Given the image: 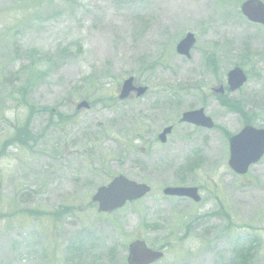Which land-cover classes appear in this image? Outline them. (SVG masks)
Returning a JSON list of instances; mask_svg holds the SVG:
<instances>
[{"label":"rangeland","instance_id":"374dc122","mask_svg":"<svg viewBox=\"0 0 264 264\" xmlns=\"http://www.w3.org/2000/svg\"><path fill=\"white\" fill-rule=\"evenodd\" d=\"M241 1L0 0V264H125L137 238L157 264H264V157L243 177L227 166L228 137L264 128V27ZM233 66L238 110L212 94ZM129 77L148 92L119 101ZM199 108L213 130L177 124ZM117 175L151 191L99 215L90 198ZM167 186L198 187L200 204Z\"/></svg>","mask_w":264,"mask_h":264},{"label":"water","instance_id":"95a60500","mask_svg":"<svg viewBox=\"0 0 264 264\" xmlns=\"http://www.w3.org/2000/svg\"><path fill=\"white\" fill-rule=\"evenodd\" d=\"M241 14L250 22L264 25V5L259 0H247L240 6ZM194 44V38L188 34L176 46V53L181 56L189 57V51ZM245 76L239 68H234L227 74V84L229 91H235L245 83ZM146 87H134L133 79L128 78L123 81L119 94V100L128 98L130 93L136 92V96H142L146 92ZM222 92L221 89L216 91ZM88 108L86 103H80L77 109ZM180 122H186L211 128L210 119L205 118L202 110L186 112L182 115ZM171 128H165L159 135L161 143L165 141V136L169 134ZM229 166L237 173L244 174L250 164L258 161L264 153V130H254L245 127L239 134L229 140ZM149 192L145 185H138L119 176L111 181L107 186L96 190L91 198L93 203L97 204L99 213H111L121 208L126 202H133ZM164 195L187 196L195 198L194 189L166 188ZM161 258V254L152 252L144 246L142 242H133L129 245L128 264H151Z\"/></svg>","mask_w":264,"mask_h":264},{"label":"trees","instance_id":"16d2710c","mask_svg":"<svg viewBox=\"0 0 264 264\" xmlns=\"http://www.w3.org/2000/svg\"><path fill=\"white\" fill-rule=\"evenodd\" d=\"M20 72H25V69H21ZM18 92H19V94H24V93H25V89H21V91L19 90ZM227 103H228V104H227ZM229 103H230V102H224L223 104H224V105L227 104L226 106H231V107H230L231 110H238V108H239L238 105H237V108L234 109V108H235V105H232V104H229ZM42 109H43V108H42Z\"/></svg>","mask_w":264,"mask_h":264},{"label":"flooded vegetation","instance_id":"af4514ba","mask_svg":"<svg viewBox=\"0 0 264 264\" xmlns=\"http://www.w3.org/2000/svg\"><path fill=\"white\" fill-rule=\"evenodd\" d=\"M198 191H199V193H200V189L198 188Z\"/></svg>","mask_w":264,"mask_h":264}]
</instances>
